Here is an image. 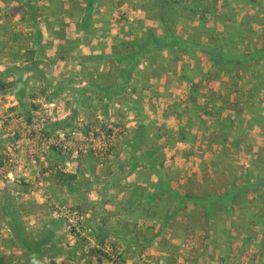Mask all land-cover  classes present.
<instances>
[{
	"label": "rangeland",
	"instance_id": "374dc122",
	"mask_svg": "<svg viewBox=\"0 0 264 264\" xmlns=\"http://www.w3.org/2000/svg\"><path fill=\"white\" fill-rule=\"evenodd\" d=\"M78 1L54 0L55 4H64L66 12L57 22H64L62 32L70 43L78 38L74 36L79 14L70 15L69 9L71 2ZM44 2L48 6L46 0H33L35 4ZM118 4L122 8L115 12L126 32H139L144 22L158 24L150 20L140 0H118ZM244 7L245 14L255 11L250 4ZM128 12L143 18L145 15L147 20L127 24ZM49 20L41 17L47 58H42L40 68L45 79L40 71L23 69L33 56L30 50L35 47L34 25L27 15L23 18L18 1L0 0V254L23 264H264V209H259V203L254 206V194L237 198L244 203V212L239 208L233 213L230 205L217 203L214 233L210 228L198 229L204 223L200 217L198 223L192 217V226L189 225L181 217L182 211L172 221L174 225L162 231L158 222L162 215L156 220L143 217L146 204L138 194L139 185L151 189L149 179L157 181L158 176L142 165L133 172L128 164L131 151L127 148L134 136V125L142 120L148 125L150 142L161 146L158 162L163 164L157 167L173 178L179 191L190 188L202 194L230 190L234 183H243L241 176L247 166L256 164L260 168L257 171L250 166L254 170L251 178L264 171V111L261 115L244 111L248 120L233 127L232 136L237 142L234 146L232 136L213 134L203 121L189 142H177L173 135L178 123L186 118L177 116L178 107L174 106L183 104L185 92L178 90L184 89L179 82L184 71L198 80L203 94L214 90L209 85L217 82L224 93L232 92L233 101L241 107L245 105L239 98L245 95L246 76L231 88L227 77L202 80V68L209 69L203 53L175 54L165 50L161 60H145L136 71L140 76L109 102L105 113L99 92L93 93V87L84 95L78 91L95 82L97 67L103 72L105 63L81 60L84 47L69 53L65 60L58 59L59 34L52 35L54 26ZM252 20L245 38L259 45L264 40V27ZM223 28L219 22L217 29ZM151 65L162 80L152 92L153 86L148 83L150 77L155 80L150 75ZM20 77L27 82V89L17 95ZM168 81L173 82L172 87L167 86ZM188 84L184 85L188 88ZM177 85L180 86L175 90ZM42 88L45 93L40 92ZM112 129H118L112 145L100 150L99 136ZM63 132L73 143L67 147L65 142L66 147L61 148L55 142L61 140ZM59 170L77 174L73 189L57 181L54 175ZM5 200L15 204L29 234L44 243L40 261L27 260L22 246L14 242L13 232L1 215ZM191 207L204 210L192 204L184 211Z\"/></svg>",
	"mask_w": 264,
	"mask_h": 264
},
{
	"label": "trees",
	"instance_id": "16d2710c",
	"mask_svg": "<svg viewBox=\"0 0 264 264\" xmlns=\"http://www.w3.org/2000/svg\"><path fill=\"white\" fill-rule=\"evenodd\" d=\"M20 3V12L23 18L29 17V22L34 25V48L30 52L33 54L29 59L26 69L28 72H41L40 68L42 58L46 57V47L43 42L44 34L42 32L41 17L45 20L51 19L54 27H51L53 34H59L61 41L59 51L60 60H65L67 55L72 52L79 44L78 40L70 43L65 40L64 22L61 24L57 21L60 16L66 12L64 4H55L54 0H46L40 4L33 3V0H16ZM44 1V0H42ZM103 0H84L81 12L83 17L81 21L76 23L77 30L83 31L86 35H96L95 15L100 11ZM141 7L148 12L151 21L142 24V34L137 35L130 31L122 36V38L111 46L110 51L103 50L99 54L82 55L81 60H99L108 64L109 70L101 71L97 67V75L95 82H91L88 86L79 88V94H86L91 87L92 92H99L100 103L104 107L103 111L108 112L109 102L117 95L126 90L140 74H136L138 68L145 62L148 57L152 60H161L165 50L175 54H186L190 52H201L206 56L205 62H208L209 69L202 68V80L209 82L221 78H229L227 82L229 88L238 84L243 75L246 76L245 95L239 100H243L245 105L249 103L247 108L235 103L232 99L231 91L224 93L223 89L219 91L209 90L208 94L200 92L198 82H194L193 78L186 74H182L183 79L192 81L191 92L183 104L177 103V116H185L186 120L180 121L177 125L175 136L177 142H189L196 136L198 125L203 121L208 123V127L213 134L218 132L225 136H232L233 127L246 123L247 116L244 115L245 110H251L255 115H261L264 111V40L258 45L257 43H249L247 41L252 38H245L248 27L251 28L253 18L255 23L264 27V2L261 0H140ZM247 4L255 10L253 13L245 14ZM244 5V6H243ZM50 11V12H48ZM51 11L55 12L51 14ZM68 13V12H67ZM244 13V14H243ZM72 15V12L69 11ZM258 19V20H257ZM222 23L223 30L217 29V24ZM56 23H59L56 24ZM181 26V27H180ZM244 41H243V39ZM74 45V46H73ZM82 63V61H81ZM84 65V63H83ZM197 65V64H196ZM203 65V64H202ZM85 67V66H84ZM204 67V65H203ZM150 75L159 77L155 66L151 65ZM205 71V72H204ZM160 78V77H159ZM46 79V78H45ZM202 82V81H201ZM138 83V82H137ZM1 84L4 86V82ZM27 82L20 77V83L16 90L17 95L26 92ZM89 88V89H88ZM77 90V89H76ZM45 88L40 92L45 93ZM237 98V95H236ZM202 99L203 101H200ZM230 101L233 103L229 104ZM225 112L224 117L221 113ZM261 113V114H260ZM258 117V116H257ZM257 117H255L257 119ZM181 119V118H180ZM252 119V118H251ZM134 136L129 142L131 151L129 165L132 166L131 171H137L139 165L147 166L153 170L158 176L157 181L149 179L150 188L138 186V194L141 201L146 206L143 209V217L150 220H156L158 215H162L159 220L161 230H166L172 225V221L177 219L179 213L181 217L187 220L192 226V217L195 222H200L197 217L204 219L198 229L213 230L215 221L213 217L218 212V204H228L231 206L230 212H235L240 208V212L245 209L241 206L244 203L238 202V197L245 193L254 194V206L259 205L264 209V171L253 175L254 170H250L249 165L244 170L242 184H233L230 190H222L219 192H203L195 194L188 188L184 192L179 191L173 182V178L167 176L163 170L157 166L163 164L158 162L162 157L161 146L152 144L148 135V125L142 120H137L134 127ZM236 137L232 136V145H237ZM127 146L126 144L124 145ZM3 162L0 160V164ZM257 171L260 168L252 165ZM58 182L64 183L71 190L72 185L76 183L77 174L61 172L60 170L54 175ZM73 189V188H72ZM222 192V193H221ZM223 194V195H221ZM247 199V197H244ZM243 199V201H244ZM247 201H249L247 199ZM218 203V204H217ZM196 204L202 206L203 211H199L195 207L187 209V205ZM182 209V210H181ZM1 215L6 219L8 227L13 232V240L17 245L23 248V253L27 260L40 261L45 250H42L44 243L34 238L22 221L19 211L15 209V204L10 200H5ZM253 217V215H252ZM212 219V220H211ZM233 222V221H232ZM231 222V223H232ZM208 223V225L203 224ZM226 223V222H225ZM264 230V221L261 222ZM260 245V244H259ZM102 252V251H100ZM103 253V252H102ZM27 256V257H26ZM12 257H6L0 254V264H23L24 261L12 260Z\"/></svg>",
	"mask_w": 264,
	"mask_h": 264
},
{
	"label": "crops",
	"instance_id": "0c3cea01",
	"mask_svg": "<svg viewBox=\"0 0 264 264\" xmlns=\"http://www.w3.org/2000/svg\"><path fill=\"white\" fill-rule=\"evenodd\" d=\"M83 1L84 0H79L77 3L71 2V9H69L70 12H72V13L77 12L79 14L78 21H81L82 17H83V13L81 12V8L83 6ZM100 8H101L100 11L95 15V18L97 20L95 22V27L98 28V30H96V35H94V36L92 34L86 35L83 31L75 29L76 35L74 37H78V38H76V40L79 41V44L77 45L76 48H74L72 50V52H76V50L78 48L80 49L82 47H84V49H83V53L80 54L81 56L82 55H88V54H99L103 50L108 52V51H110L111 46L113 44L118 42L122 38L123 35L129 33V32H126L128 30H126L125 27H123L125 25V24H123L124 22L120 19L119 20L117 19L118 17L116 15L115 11H117L118 8L119 9L122 8L119 6L118 0H103ZM128 13H129V16H128L129 21L127 22V24H131V25L134 24L135 25V24L139 23V21L144 22L145 20H147V19H145V15L143 18V17H141V15H138V16L130 15L133 12H128ZM128 26L130 27V25H128ZM135 34H137V35L142 34V27H141L140 31L135 32ZM58 40H59V44H60L61 43L60 38ZM59 48H60V46L58 47V50H59ZM72 52H70V53H72ZM77 55H79V54H77ZM103 70L104 71L109 70L108 64L105 65V68ZM180 77H181V75H180ZM154 78H155V80L150 77L151 82H148V83H151V87L153 86L151 88V92L155 89V86L158 85V83L162 81L161 79L159 80V77H154ZM179 80H180L179 82H182L181 86L183 85L184 89L178 90V86H180V85H177L175 87V90H178L180 92L181 91L185 92V94L182 95L183 101H185L191 92V88H192L193 84H192V81H188V80L182 81V80H184L182 78ZM193 80H194V82L198 81L197 79H193ZM163 82H165V81H163ZM138 83H139L138 85H141L139 81H138ZM186 83H189L188 88L186 87V85H184ZM164 84H166V83H164ZM172 84H173V82L168 81L167 86L172 87ZM217 84H218L217 82H215V83L213 82L209 85V87H212L214 89V91H218V90H220L221 86H217ZM158 93H159V91H158ZM147 117H148V114H147ZM154 120H156V119H154ZM157 123H159V122H157ZM135 125H134V127H135ZM175 130H176V128L174 127L173 131H175ZM179 144H183V143H179Z\"/></svg>",
	"mask_w": 264,
	"mask_h": 264
},
{
	"label": "built area",
	"instance_id": "2783aa9c",
	"mask_svg": "<svg viewBox=\"0 0 264 264\" xmlns=\"http://www.w3.org/2000/svg\"><path fill=\"white\" fill-rule=\"evenodd\" d=\"M93 130V129H92ZM118 131V129H112L111 131H110V133H108V134H104V135H102V136H99V139H100V142H101V146H100V150H103V149H106V148H108L109 146H111L112 145V143H113V140L115 139V137H116V132ZM94 132H95V130H93V131H91L90 132V135L92 136V139L94 140L95 139V137H94ZM62 135L63 136H61L60 137V139L61 140H59V141H57V142H55V144L58 146V147H66V144H65V142L67 143V147H68V145L70 144H72L73 142H71L70 140H68V139H66L65 138V133L63 132L62 133ZM64 142H63V141Z\"/></svg>",
	"mask_w": 264,
	"mask_h": 264
}]
</instances>
